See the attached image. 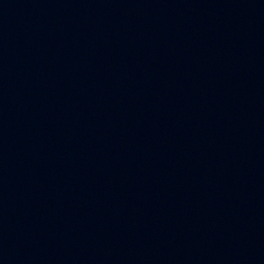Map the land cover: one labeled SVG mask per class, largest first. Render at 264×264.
I'll return each instance as SVG.
<instances>
[{
  "label": "water",
  "instance_id": "obj_1",
  "mask_svg": "<svg viewBox=\"0 0 264 264\" xmlns=\"http://www.w3.org/2000/svg\"><path fill=\"white\" fill-rule=\"evenodd\" d=\"M0 264H264V0H0Z\"/></svg>",
  "mask_w": 264,
  "mask_h": 264
}]
</instances>
